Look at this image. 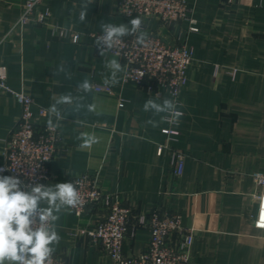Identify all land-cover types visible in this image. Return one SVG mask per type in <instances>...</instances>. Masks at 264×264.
Masks as SVG:
<instances>
[{
	"label": "crops",
	"instance_id": "0c3cea01",
	"mask_svg": "<svg viewBox=\"0 0 264 264\" xmlns=\"http://www.w3.org/2000/svg\"><path fill=\"white\" fill-rule=\"evenodd\" d=\"M24 1L0 0V66L6 67L8 85L46 109L61 95L73 98L71 105H57L62 120L51 116L59 123L61 151L49 165L47 184L89 175L138 215L155 208L179 214L193 233L191 264H264V230L255 226L257 197L264 193L255 180L264 177V0H187L190 20L169 28L150 21L143 28L194 51L178 97V123L144 112V102L157 94L159 101L174 98L125 82L124 71L120 83L109 86L112 94L79 88L85 79L105 85L110 76L105 63L116 57L101 56L89 34L101 32L104 23L134 18L117 13V0L45 1L39 9L51 13L46 26H16ZM53 27L80 33L83 40L60 38ZM90 103L96 113L87 111ZM19 116L15 97L0 94V166L4 141ZM148 119L159 126L146 125ZM168 129L177 134L166 135ZM82 132L97 143L80 148ZM176 155L184 159L180 176L174 173ZM102 215L100 209L80 217L63 211L54 255L68 264H112L101 245L82 233ZM149 240V230L138 228L128 235L124 254L140 255Z\"/></svg>",
	"mask_w": 264,
	"mask_h": 264
},
{
	"label": "built area",
	"instance_id": "2783aa9c",
	"mask_svg": "<svg viewBox=\"0 0 264 264\" xmlns=\"http://www.w3.org/2000/svg\"><path fill=\"white\" fill-rule=\"evenodd\" d=\"M49 0H25L21 5L22 13L16 26H46L51 13L40 10L39 5ZM187 0H117V13L125 17L139 16L143 28L150 21H158L165 27H174L180 22L190 20ZM192 21V20H191ZM192 32L197 29L191 28ZM60 38H69L80 43L83 35L63 27H53ZM102 34L90 33L95 42ZM148 46L135 43L134 36L123 38V43L106 52L123 62V80L132 82L149 92H165L178 101L180 89L186 80V73L194 56V51L186 43L176 44L168 37L148 33ZM96 93L112 94L106 85H94ZM0 94H11L20 106V116L15 127L4 141V162L0 168L6 169L0 175L18 176L31 186L33 183L47 184L50 180L49 165L60 148V134L50 131L41 121L48 117V109L37 106L34 100L14 91L7 83L6 67L0 66ZM166 135H176L170 129ZM158 149V154L162 152ZM174 173L183 172L184 159L176 155L173 160ZM255 180L264 189V177L256 175ZM80 181V190L84 198L82 208L70 209L80 217L89 209H100L103 215L89 230L82 233L89 236L95 244L112 259V264H191L190 249L193 233L183 227L182 217L167 210L155 208L146 215H138L132 208L124 207L111 195L105 194L96 179L82 175L72 179ZM258 198L259 211L255 226L264 230V193ZM138 228L150 232V240L145 251L138 256H127L123 252L124 243ZM55 264H68L59 255H54Z\"/></svg>",
	"mask_w": 264,
	"mask_h": 264
},
{
	"label": "clouds",
	"instance_id": "9594fccd",
	"mask_svg": "<svg viewBox=\"0 0 264 264\" xmlns=\"http://www.w3.org/2000/svg\"><path fill=\"white\" fill-rule=\"evenodd\" d=\"M91 3V0H88ZM87 15V5L80 12L79 19L83 22ZM102 34L95 43L101 56L107 51L123 43V38L134 36L135 43L148 46V33L143 30V21L137 16L127 24L104 23L101 25ZM105 68L110 76L104 78L106 86L114 87L120 83L118 74L124 71L119 60L112 58L105 63ZM79 88L84 92H91L93 86L85 79ZM159 94L155 99L149 98L143 104L144 112H151L159 117L160 121L178 123L182 112L178 101L165 98L159 101ZM72 96L61 95L47 110L49 118L46 120L47 128L56 131L62 120L57 105H71ZM80 111V107L74 109ZM87 111L96 113L97 105L90 103ZM155 119H148L146 125L153 128L159 126ZM77 139L81 141L79 147L90 148L97 143V138L89 133H80ZM6 169L0 168V172ZM85 201L80 190V181L61 182L55 184L33 183L31 186L24 184L18 176L0 175V264H55L54 253L61 237L57 230L60 214L69 209L82 208ZM264 215V208H262Z\"/></svg>",
	"mask_w": 264,
	"mask_h": 264
}]
</instances>
